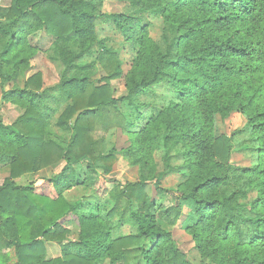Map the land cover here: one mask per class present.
Here are the masks:
<instances>
[{
	"label": "trees",
	"instance_id": "1",
	"mask_svg": "<svg viewBox=\"0 0 264 264\" xmlns=\"http://www.w3.org/2000/svg\"><path fill=\"white\" fill-rule=\"evenodd\" d=\"M105 1L0 6L2 100L25 111L13 124L0 120V160L9 166L0 184V264H193L162 223L182 225L198 264H264V0H113L129 7L114 14L103 13ZM133 11L162 19L159 40ZM103 19L137 49L127 74L113 40L98 37ZM40 33L54 39L51 59L62 65L60 83L44 91L41 73L27 78L39 53L31 37ZM117 80L127 90L121 98ZM162 86L174 96L145 116L151 103L141 98ZM61 106L68 143L50 128ZM237 112L245 128L219 135L217 118ZM113 129L128 137L120 152L107 151ZM236 151L249 153V167L233 163ZM120 155L138 169L137 183L105 179ZM51 168L42 184L16 182ZM172 173L182 182L162 188ZM75 192L85 195L69 197ZM46 243L59 244L61 257L49 260Z\"/></svg>",
	"mask_w": 264,
	"mask_h": 264
},
{
	"label": "rangeland",
	"instance_id": "2",
	"mask_svg": "<svg viewBox=\"0 0 264 264\" xmlns=\"http://www.w3.org/2000/svg\"><path fill=\"white\" fill-rule=\"evenodd\" d=\"M11 5V0H0L1 7H9ZM103 13L105 14H114V13H123L129 10L126 4L118 3L113 0H106L103 5ZM133 15L146 16L150 22L149 34L150 37L154 40H159L162 34V30L164 28L162 19L158 18L153 14L146 13H137L131 12ZM110 20L103 19L101 21V25L98 29V37L99 39L111 38L113 43L116 45V48L119 50L120 60L122 62V68L125 74L131 68L132 62L137 54V49L133 47V45L125 40V38L117 31L114 30ZM53 38L47 36L46 34L40 33L31 37V42L34 46L39 48V53L36 58L32 62V70L28 72L27 78L32 77L35 74L41 73L43 77V90H48L56 87L60 83V76L62 71V65L59 62L53 61L51 59L52 51H53ZM100 76H105V73L101 72ZM112 87L115 90V96L117 98H121L127 95V90L125 88L124 80H117L112 82ZM10 88H6L9 90ZM174 96V92L170 90L168 87H158L156 88V94L154 96H145L141 98V102L151 103V107H147L145 109H141V112L145 114V116L151 115L154 112V109L160 108L163 106L166 98H172ZM3 94L0 89V120H3L6 124L15 123L21 116L24 114V110L19 108L13 104H6L2 100ZM56 106V104H53ZM66 106L57 107V114L51 120V131L54 135V138L69 142L71 138V131L67 127L59 126L58 121L60 115L64 111ZM123 111H128V109L123 108ZM141 122V121H140ZM247 120L241 114L233 113L230 118L223 120L221 118H217V132L219 135L231 136L234 132L242 130L245 128ZM106 145L107 151L111 149H117V151H121V149H125L128 146V137L122 133V131L118 129H113L106 136ZM174 159L173 166H180L184 162L183 156L179 153L177 149L173 151ZM156 163L158 166V173L161 174L165 171L164 163L162 161L161 154H157L155 156ZM233 163L237 166L241 167H249L251 165V157L249 153L236 151L233 155ZM78 168V167H77ZM78 170H83L82 168H78ZM54 173V169L44 170L35 174L26 175L17 180V184L20 186H29L32 183H36L37 185L42 184L44 179H48ZM102 174V172H99ZM9 176V166L7 163L2 162L0 160V184L3 180ZM106 180L116 181L120 184L126 183H137L139 179L138 169L132 167L128 160L120 155L118 158V162L113 167V171L110 175L105 176ZM183 176L179 173L168 174L162 178L160 185L162 188L167 190H176L178 185L182 182ZM84 192L81 193H71L69 197L73 199H78L84 196ZM88 193V192H86ZM149 193L154 198L160 200V196L157 193L154 184L149 185ZM90 194V193H88ZM87 198V197H85ZM89 198V197H88ZM85 199V200H88ZM170 198L167 199V203H169ZM162 226L167 228L170 231H173L174 239L176 240L178 247L180 250L186 254L189 260L193 264H198L199 259L198 255L195 252V243L189 236H186L185 232L182 230V225L177 226L175 228L168 227L166 224L162 223ZM75 236V235H74ZM72 236V237H74ZM47 247V257L49 260H54L61 257L62 250L59 244L56 243H46ZM12 257L14 258V252L12 253ZM17 262L16 259L13 261Z\"/></svg>",
	"mask_w": 264,
	"mask_h": 264
},
{
	"label": "crops",
	"instance_id": "3",
	"mask_svg": "<svg viewBox=\"0 0 264 264\" xmlns=\"http://www.w3.org/2000/svg\"><path fill=\"white\" fill-rule=\"evenodd\" d=\"M17 182V181H16Z\"/></svg>",
	"mask_w": 264,
	"mask_h": 264
}]
</instances>
